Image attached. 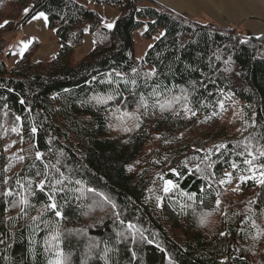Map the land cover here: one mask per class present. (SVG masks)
<instances>
[{
  "label": "trees",
  "instance_id": "trees-1",
  "mask_svg": "<svg viewBox=\"0 0 264 264\" xmlns=\"http://www.w3.org/2000/svg\"><path fill=\"white\" fill-rule=\"evenodd\" d=\"M86 1L117 11L112 29L78 0H0V264H264V187L250 180L234 191L237 173L220 186L211 175H189L182 165L224 144L225 154L214 151L208 170L223 178L232 171L229 161L246 167L237 152L247 138L264 144V36L240 37L234 28L198 24L137 0ZM37 13L47 17L55 55L34 61L40 46L34 40L10 65V40L2 34ZM141 27L144 38L159 36L138 61L133 33ZM86 32L93 47L76 59ZM183 94L196 115L183 110V99L168 105ZM97 96L112 99L97 104ZM141 97L147 108L140 107ZM11 146L20 151L11 155ZM14 156L24 159L11 164ZM45 164L53 181L59 173L52 166L64 173L56 195L62 219L44 210L50 189L35 192ZM160 174L193 196L185 228L163 206L171 226L186 234L184 246L144 201ZM17 179L24 185L31 180L34 194ZM88 188L114 202L119 219ZM23 196L30 206L22 213L13 201ZM33 217L39 219L34 223ZM129 223L145 239L136 232L133 240Z\"/></svg>",
  "mask_w": 264,
  "mask_h": 264
},
{
  "label": "crops",
  "instance_id": "crops-1",
  "mask_svg": "<svg viewBox=\"0 0 264 264\" xmlns=\"http://www.w3.org/2000/svg\"><path fill=\"white\" fill-rule=\"evenodd\" d=\"M83 5L97 11L102 24H113L117 11L105 4L78 0ZM138 6H156L198 24H213L221 28H234L241 37L251 35L264 36V0H137ZM40 13L32 16L15 33L20 32L16 40L10 39L9 60L14 64L24 54L28 46L38 40L40 46L34 54V61H44L55 55L57 41L48 23ZM14 37V36H13ZM93 47L92 36L86 32L82 45L75 51L76 59L87 54ZM21 52L23 53L21 55Z\"/></svg>",
  "mask_w": 264,
  "mask_h": 264
},
{
  "label": "snow or ice",
  "instance_id": "snow-or-ice-1",
  "mask_svg": "<svg viewBox=\"0 0 264 264\" xmlns=\"http://www.w3.org/2000/svg\"><path fill=\"white\" fill-rule=\"evenodd\" d=\"M43 18L45 21H47V17L44 15V13H40L38 17L36 18ZM105 27L108 29H112L113 28V24H105ZM28 45L25 44L24 48H27ZM23 53L21 52V55ZM134 73L137 71L136 69L132 70ZM117 75H120L119 73ZM155 75V70H153L152 72H148L145 73V77L146 78H150L151 76ZM132 83L135 84V80H132ZM183 92V90H182ZM97 104H103L106 103L107 100L112 99L111 96L108 97H94L93 98ZM181 99H183L185 101L184 106H183V110L188 113L191 112V115H196L195 111H192L191 108L188 107V95L187 94H183L182 97L176 96L173 97L171 101H168V105H171L172 103H179L181 101ZM21 103L23 104L24 101H21ZM140 107L143 108H147V103L144 100L143 97H141L140 100ZM166 107V105L164 103L160 104V108L161 110H163ZM220 108L223 109L224 105L223 102H220ZM17 121H19L21 118L19 116L16 117ZM12 131L15 133H18L19 129L17 127H13ZM37 129L36 127L32 128V133L33 135L36 133ZM234 147H239L234 146ZM222 149H226V145L224 144H219V145H215L214 146V150L213 149H207V150H203L205 152V155L203 157H191L188 158L186 161L182 162L183 167L187 168L189 175L195 174V173H199L201 175L202 178L207 179L208 175H211L213 180H216V182L220 185V186H224L226 184H230L233 181V174L237 173L238 175L236 176V178L238 179L239 183L236 186V189H233L234 191L239 190L240 184L243 183H247L248 181H254L258 186L264 187V144H259L255 141V137H249L247 138V142L244 143V150L242 152H237V155H239L242 158V164L246 167H241L240 164H238L235 161H229L228 163H230V167L232 169L231 172L229 171H225L223 178H219L217 179V177L215 176L214 173H209L208 170L212 169L214 167L215 161L211 160V156L214 154V151L219 153L220 156H223L225 153L222 152ZM197 151H202L200 149H198ZM42 153H40L39 151L36 152L35 154V159L36 160H41L42 159ZM17 159L19 160H23L24 157H17ZM191 161H196L194 168H190L189 167V163ZM57 163H59V161H57ZM201 165H203V167H201ZM55 171L57 173H59V176L56 177L53 181V179H50L49 177V165L45 164L44 165V171L43 172H38L37 175L38 176H42L43 179H40L38 181V183L35 186V192H45V189H50L49 191L45 192V195L47 196V203H45L44 205V210L45 211H51L55 214V217L58 219H62L63 218V214H62V205H59L56 201V195L58 192L63 191V185L65 182V177H64V173L60 172L59 168H55V166H52ZM173 175L180 177L181 173L179 171H177L176 169H171ZM159 180L161 182V190L162 192L167 195L171 192H173L175 189L178 188V185L175 184L173 182L172 179H166L165 176L163 174L159 175ZM71 182V181H69ZM5 184L8 183L7 180L4 181ZM76 184H80L81 181L77 180L75 181ZM210 183V182H209ZM17 184L20 185V188L23 189L25 192H29V194H34L33 190H32V181L29 180L27 185H24L20 182L19 179H17ZM88 192H93L95 195L101 196V200L104 203H110L113 209V212L115 214V216L117 217V219H119L120 217V213L118 211H116L117 209V205L110 201V199L106 196H103V194L101 193H96L94 189L92 188H88L87 189ZM203 191V189H202ZM5 196H11L12 193L10 191H6L4 193ZM183 195V193H182ZM219 193H217V196L219 197ZM188 199H193V196L191 194H188ZM221 203V201L219 199H217V206H219V204ZM19 205L21 207V212H25V209L28 208L30 206L29 204V200L27 198V196H23L18 202L17 201H13V206H17ZM41 215H43V213H41ZM39 219V217H33L32 220L35 223L37 220ZM121 224L124 223L123 220L120 221ZM201 223H204V219H201ZM38 226V225H37ZM253 226H255V222L253 221ZM127 231L129 233H133V240H135V235L134 233L139 232V235L141 237V239H145L143 232L140 231L136 225L129 223L127 225ZM258 235H260L259 230H258ZM118 235H123V233H118ZM221 235H224V233L222 232ZM255 238V237H254ZM52 239H58L57 236H53ZM3 241H0V243H2ZM150 242V241H149ZM60 254L57 253V256H59ZM55 264H62L61 260L57 259ZM223 264V262H222Z\"/></svg>",
  "mask_w": 264,
  "mask_h": 264
},
{
  "label": "rangeland",
  "instance_id": "rangeland-1",
  "mask_svg": "<svg viewBox=\"0 0 264 264\" xmlns=\"http://www.w3.org/2000/svg\"><path fill=\"white\" fill-rule=\"evenodd\" d=\"M144 29H145V27H141L133 33L134 52H135V57L138 61H140L143 58L146 49L149 46H151L153 44V42L159 36V34H155L150 39L144 38L142 36V32ZM235 33L241 34L240 32H237V31H235ZM2 36L4 38H6L7 40L12 39V41H13V40H16V38H18L20 36V32L15 33V29H14V30L3 33ZM247 36H249V35H246L245 37H247ZM8 63L10 65H12V63L10 62L9 59H8ZM186 126H188V125H186ZM189 127L190 126H188V128ZM10 149H11V155L17 154V152L20 151L19 148H13V146H11ZM17 161H18L17 156H14L12 158L11 164L16 163ZM182 193H183V195H182ZM144 201L151 208V210L155 214V217L160 219V221L164 225L167 233L169 234L170 238L175 243H177L178 245L184 246L186 234L183 231H181L179 229H174L171 226L170 221H168L167 217L164 216L167 212L165 210H163V206L166 205L170 209H172V211L175 214H177L179 217V220H178L179 224L183 228H185V226L187 225L186 220L188 219V216H187V214H188V203H193V199H191V200L188 199V193L185 192L184 190H182L178 186V188L175 189L173 192L165 195L161 190V182L158 178L150 184V186L146 192ZM212 223H214V221Z\"/></svg>",
  "mask_w": 264,
  "mask_h": 264
}]
</instances>
